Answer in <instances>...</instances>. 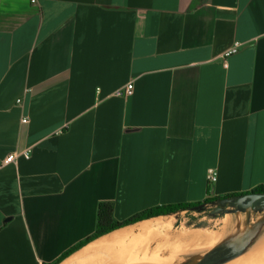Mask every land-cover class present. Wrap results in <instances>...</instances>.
<instances>
[{
    "label": "crops",
    "instance_id": "obj_1",
    "mask_svg": "<svg viewBox=\"0 0 264 264\" xmlns=\"http://www.w3.org/2000/svg\"><path fill=\"white\" fill-rule=\"evenodd\" d=\"M262 184L264 0H0V264L54 263L102 202L123 220ZM200 212L119 227L59 264L190 250L216 232L194 227Z\"/></svg>",
    "mask_w": 264,
    "mask_h": 264
},
{
    "label": "water",
    "instance_id": "obj_2",
    "mask_svg": "<svg viewBox=\"0 0 264 264\" xmlns=\"http://www.w3.org/2000/svg\"><path fill=\"white\" fill-rule=\"evenodd\" d=\"M210 204L213 205V208L209 211V215L212 217L225 213L236 214V231L222 237L216 243L199 252L195 257L184 259L176 264H223L244 253L264 227V213L255 221H252L253 211H264V192L250 191L226 196ZM207 206L208 203L201 205L200 209ZM244 212L246 213L245 218Z\"/></svg>",
    "mask_w": 264,
    "mask_h": 264
},
{
    "label": "rangeland",
    "instance_id": "obj_3",
    "mask_svg": "<svg viewBox=\"0 0 264 264\" xmlns=\"http://www.w3.org/2000/svg\"><path fill=\"white\" fill-rule=\"evenodd\" d=\"M209 204V203H208ZM211 205V204H209ZM213 206V205H211ZM199 213L198 218L199 222L195 223L194 227L197 228L199 226L200 229L205 230H216L221 231L222 230V218L226 214H231V216L235 219L236 214L232 213H225V214H219L216 217H212L209 215V209L208 211H203ZM264 213V211H253L252 213V221H255L259 216H261ZM201 223V225H199ZM197 225V226H196ZM235 225V224H234ZM231 226L229 229L222 230L221 233H219V236L214 242L212 243H200L199 247H194L185 250L179 251V247H167V250L162 251L160 254L159 251H153L150 255H148V251L145 252V254L142 257H137L136 260H141L143 264H176L184 259L191 258L193 255H197L202 250L206 249L207 247L211 246L212 244L216 243L219 239L226 236L229 233H234L236 231L235 226ZM189 247V246H188ZM107 251V250H106ZM108 252V251H107ZM120 253V252H119ZM189 253V254H188ZM187 254V255H185ZM119 255H122L121 253ZM154 255L153 258L157 259V263H153L154 261H151L153 258L151 256ZM96 258H99V254L95 257H92L90 262L87 259H73L74 263L72 264H96ZM253 258V259H252ZM95 259V260H94ZM129 259V258H128ZM134 262L135 259H132ZM245 260V261H244ZM250 260V262H249ZM131 261V260H128ZM149 261V262H148ZM264 264V227L261 231V233L258 235V237L255 239V241L248 247V249L242 253L241 255L223 263V264H244L245 262L247 264ZM127 262V261H126ZM140 262V261H137Z\"/></svg>",
    "mask_w": 264,
    "mask_h": 264
},
{
    "label": "trees",
    "instance_id": "obj_4",
    "mask_svg": "<svg viewBox=\"0 0 264 264\" xmlns=\"http://www.w3.org/2000/svg\"><path fill=\"white\" fill-rule=\"evenodd\" d=\"M252 192H264V184L258 185L255 187ZM236 194H243V193H235L231 195H236ZM228 195V196H231ZM219 197L217 198H208L204 201H198V202H179V203H172V204H162L158 206H154L145 210H142L138 212L137 214L130 216L126 219L123 220H118L114 217V207L112 202H102L99 205L98 209V219H97V225L95 232L66 251L59 259H57L54 263L52 264H59L61 261H63L66 257L70 256L80 248H82L84 245L89 243L90 241L94 240L95 238H98L114 229H117L119 227L137 222L139 220H143L146 218H150L153 216H158L162 214H170V213H176L178 211L184 210V209H200V206L205 205L206 203H212L218 200Z\"/></svg>",
    "mask_w": 264,
    "mask_h": 264
},
{
    "label": "built area",
    "instance_id": "obj_5",
    "mask_svg": "<svg viewBox=\"0 0 264 264\" xmlns=\"http://www.w3.org/2000/svg\"><path fill=\"white\" fill-rule=\"evenodd\" d=\"M31 2L33 3H37L38 0H30ZM241 42L240 41H235L229 48H227L223 55L225 57L227 56H230L234 53H236L239 49V47L241 46ZM133 90H134V82L133 81H130L128 82L124 87L118 89L116 91L117 94L119 95H129L131 93H133ZM29 119L28 117H23V122H27ZM26 157L29 156V153H24ZM18 156V153H11L10 155H8V157L5 159V162H11V161H14ZM217 177H218V171L215 167H210L208 170H207V179L209 181H216L217 180Z\"/></svg>",
    "mask_w": 264,
    "mask_h": 264
},
{
    "label": "bare ground",
    "instance_id": "obj_6",
    "mask_svg": "<svg viewBox=\"0 0 264 264\" xmlns=\"http://www.w3.org/2000/svg\"><path fill=\"white\" fill-rule=\"evenodd\" d=\"M246 217V213L244 212V218ZM235 224V225H234ZM235 226V229H236V225H237V218L235 216V219L231 216V214H227L226 216V219L222 225V230H226V229H229L231 226ZM221 231H216L213 235H211L208 239H206L205 241L201 242V243H208L209 245V242L212 243V241L214 242V240H216L219 236V233L222 232ZM219 232V233H218ZM200 245V244H199ZM199 245H197V247H199ZM189 254V253H188ZM187 255V254H185ZM196 255L194 254L193 257H195ZM192 258V257H191ZM188 259V258H187ZM253 259V258H252ZM245 261V260H244ZM247 262V261H246ZM250 262V260H249ZM245 264V263H244ZM248 264V262H247Z\"/></svg>",
    "mask_w": 264,
    "mask_h": 264
},
{
    "label": "flooded vegetation",
    "instance_id": "obj_7",
    "mask_svg": "<svg viewBox=\"0 0 264 264\" xmlns=\"http://www.w3.org/2000/svg\"><path fill=\"white\" fill-rule=\"evenodd\" d=\"M212 208H213V206H210V207H209V211H210Z\"/></svg>",
    "mask_w": 264,
    "mask_h": 264
}]
</instances>
